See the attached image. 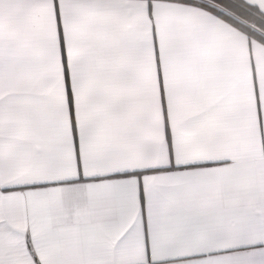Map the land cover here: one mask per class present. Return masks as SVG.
<instances>
[{
    "label": "snow or ice",
    "instance_id": "obj_1",
    "mask_svg": "<svg viewBox=\"0 0 264 264\" xmlns=\"http://www.w3.org/2000/svg\"><path fill=\"white\" fill-rule=\"evenodd\" d=\"M0 264H264V0H0Z\"/></svg>",
    "mask_w": 264,
    "mask_h": 264
}]
</instances>
